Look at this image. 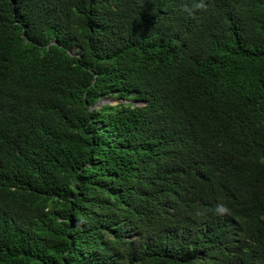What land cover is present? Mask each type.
Segmentation results:
<instances>
[{"label":"trees","instance_id":"1","mask_svg":"<svg viewBox=\"0 0 264 264\" xmlns=\"http://www.w3.org/2000/svg\"><path fill=\"white\" fill-rule=\"evenodd\" d=\"M0 264H264V0H0Z\"/></svg>","mask_w":264,"mask_h":264},{"label":"water","instance_id":"2","mask_svg":"<svg viewBox=\"0 0 264 264\" xmlns=\"http://www.w3.org/2000/svg\"><path fill=\"white\" fill-rule=\"evenodd\" d=\"M110 102H111V101L108 102V101L104 100V101H101L99 104H100V105H103V104H105V103H110Z\"/></svg>","mask_w":264,"mask_h":264},{"label":"rangeland","instance_id":"3","mask_svg":"<svg viewBox=\"0 0 264 264\" xmlns=\"http://www.w3.org/2000/svg\"><path fill=\"white\" fill-rule=\"evenodd\" d=\"M116 102V101H115Z\"/></svg>","mask_w":264,"mask_h":264}]
</instances>
